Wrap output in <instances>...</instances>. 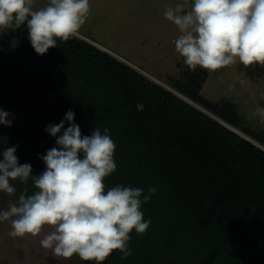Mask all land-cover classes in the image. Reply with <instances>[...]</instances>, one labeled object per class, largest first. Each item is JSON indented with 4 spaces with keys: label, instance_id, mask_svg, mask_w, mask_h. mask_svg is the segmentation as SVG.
I'll list each match as a JSON object with an SVG mask.
<instances>
[{
    "label": "trees",
    "instance_id": "trees-1",
    "mask_svg": "<svg viewBox=\"0 0 264 264\" xmlns=\"http://www.w3.org/2000/svg\"><path fill=\"white\" fill-rule=\"evenodd\" d=\"M57 45L41 56L26 25L0 31V109L12 121L0 124V153L15 146L39 175L58 147L45 129L68 111L82 136L109 129L117 168L106 189L157 191L141 205L149 228L130 233L132 255L103 264H264V129L225 98L201 96L205 70H184L172 89L216 117L79 35ZM10 183L19 196L36 191L31 179Z\"/></svg>",
    "mask_w": 264,
    "mask_h": 264
},
{
    "label": "clouds",
    "instance_id": "clouds-1",
    "mask_svg": "<svg viewBox=\"0 0 264 264\" xmlns=\"http://www.w3.org/2000/svg\"><path fill=\"white\" fill-rule=\"evenodd\" d=\"M90 10L89 0H48L39 9L34 0H0V31L26 25L31 46L43 56L58 46L57 40L76 37ZM164 16L180 33L175 50L190 70L215 72L237 62L245 68L264 66V0H182ZM234 88L229 85V95ZM255 112L264 121V108ZM9 115L0 109V124L11 127ZM45 131L56 137L58 147L40 157L46 165L41 174L33 175L31 164L18 162L15 146L2 153L0 192L12 196L16 188L10 181L27 184L29 179L36 191L22 193L0 211V222H10L11 237H36L51 229L40 244L57 257L78 255L103 264L118 250L121 259H127L132 255L130 233L144 234L151 223L144 220L141 205L157 189L150 186L147 193L122 185L106 189L104 179L117 168L116 145L108 128L102 133L96 127L91 135L82 136L74 112L68 111L65 120Z\"/></svg>",
    "mask_w": 264,
    "mask_h": 264
},
{
    "label": "rangeland",
    "instance_id": "rangeland-1",
    "mask_svg": "<svg viewBox=\"0 0 264 264\" xmlns=\"http://www.w3.org/2000/svg\"><path fill=\"white\" fill-rule=\"evenodd\" d=\"M47 2L48 0H34L35 8L39 9ZM181 2L182 0H89L91 10L78 35L123 59L149 78L160 81L171 89L179 88L176 82L180 74L189 68L175 50L174 41L180 33L165 18L164 13L167 8L175 7ZM205 71L207 76L201 96L212 101L225 98L235 105L252 129H264V121L255 112L257 107L264 108V66L245 68L237 62L215 72ZM232 84H235V88L229 95V85ZM197 101L200 107L211 109L203 101ZM246 136L253 140L249 135ZM2 159L0 153V160ZM0 195V211L7 210L8 205L16 202L19 197L17 191L12 196L3 192ZM10 231V222H0V264H83L78 255L64 259L55 256L51 249L41 246L40 240L51 231L49 228H45L36 237H11L8 234Z\"/></svg>",
    "mask_w": 264,
    "mask_h": 264
},
{
    "label": "water",
    "instance_id": "water-1",
    "mask_svg": "<svg viewBox=\"0 0 264 264\" xmlns=\"http://www.w3.org/2000/svg\"><path fill=\"white\" fill-rule=\"evenodd\" d=\"M123 60V59H122ZM132 66V65H131ZM135 68V67H134ZM145 74V73H143ZM146 75V74H145ZM148 76V75H147ZM156 81V80H155ZM160 84H162L163 86L167 87L168 89L170 90H173L171 89L170 87H168L167 85H165L164 83L160 82V81H156ZM174 91V90H173ZM175 92V91H174ZM176 93V92H175ZM178 94V93H177ZM179 96L183 97L185 100L189 101L190 103L194 104L195 106H197L198 108H200L201 110L205 111L206 113L210 114L209 112H207L204 108L200 107L199 105L195 104L194 102L190 101L189 99H187L186 97L182 96L181 94H178ZM211 116H213L212 114H210ZM215 117V116H214ZM256 143V142H255Z\"/></svg>",
    "mask_w": 264,
    "mask_h": 264
},
{
    "label": "crops",
    "instance_id": "crops-1",
    "mask_svg": "<svg viewBox=\"0 0 264 264\" xmlns=\"http://www.w3.org/2000/svg\"><path fill=\"white\" fill-rule=\"evenodd\" d=\"M101 48H103V47H101Z\"/></svg>",
    "mask_w": 264,
    "mask_h": 264
}]
</instances>
